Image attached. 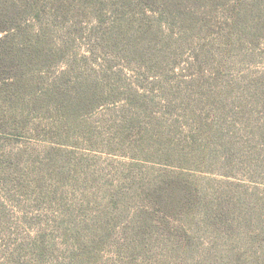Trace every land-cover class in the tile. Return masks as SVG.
<instances>
[{"label": "rangeland", "instance_id": "1", "mask_svg": "<svg viewBox=\"0 0 264 264\" xmlns=\"http://www.w3.org/2000/svg\"><path fill=\"white\" fill-rule=\"evenodd\" d=\"M34 7L0 83V264H264V0Z\"/></svg>", "mask_w": 264, "mask_h": 264}, {"label": "trees", "instance_id": "2", "mask_svg": "<svg viewBox=\"0 0 264 264\" xmlns=\"http://www.w3.org/2000/svg\"><path fill=\"white\" fill-rule=\"evenodd\" d=\"M37 0H0V83L13 84L17 75L27 66L32 55V47L39 40L40 34L28 30L33 21H39L43 16L35 6ZM31 36L22 42L23 33ZM32 34L34 36H32ZM24 36H26L24 34ZM18 41H21L19 43ZM19 71V72H18Z\"/></svg>", "mask_w": 264, "mask_h": 264}]
</instances>
